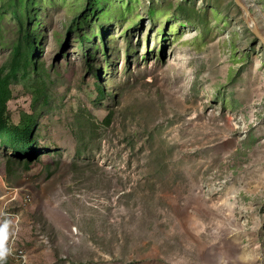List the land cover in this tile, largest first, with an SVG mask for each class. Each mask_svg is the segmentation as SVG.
Segmentation results:
<instances>
[{
  "label": "rangeland",
  "instance_id": "obj_1",
  "mask_svg": "<svg viewBox=\"0 0 264 264\" xmlns=\"http://www.w3.org/2000/svg\"><path fill=\"white\" fill-rule=\"evenodd\" d=\"M89 1L27 19L0 0L7 118L36 140L28 159L0 139V197L32 200L0 221L3 264H264V48L230 0H107L97 18Z\"/></svg>",
  "mask_w": 264,
  "mask_h": 264
},
{
  "label": "trees",
  "instance_id": "obj_2",
  "mask_svg": "<svg viewBox=\"0 0 264 264\" xmlns=\"http://www.w3.org/2000/svg\"><path fill=\"white\" fill-rule=\"evenodd\" d=\"M18 0H10V4L12 7L19 10L21 17L27 19H33L30 14V10L34 8L35 0H19V5L15 7V3ZM89 1V0H88ZM98 6L95 9V6ZM89 5L87 7V17H99L97 10L103 7L104 3L107 0H90ZM100 5V6H99ZM34 11V10H33ZM25 12V13H22ZM28 46L30 47V51L36 52L38 51L37 41L33 36H29ZM22 56L21 48H17L15 51V56ZM32 54V53H31ZM28 54V55H31ZM25 55L24 60L26 66L33 65L35 60L33 56L31 61H29V56ZM27 57V58H26ZM17 57H14L16 60ZM14 71V68L11 69ZM13 74H7L2 76L0 74V139L7 143V145L13 150V152L19 157H25L32 159L34 157V149L36 147L35 140V125L28 124L25 126H14L10 124L9 119L7 118L8 113V104L11 100V90H10V81L13 79ZM11 264H16L14 261H9Z\"/></svg>",
  "mask_w": 264,
  "mask_h": 264
},
{
  "label": "water",
  "instance_id": "obj_3",
  "mask_svg": "<svg viewBox=\"0 0 264 264\" xmlns=\"http://www.w3.org/2000/svg\"><path fill=\"white\" fill-rule=\"evenodd\" d=\"M230 1L252 43L260 44L264 48V22L255 3L252 0Z\"/></svg>",
  "mask_w": 264,
  "mask_h": 264
},
{
  "label": "built area",
  "instance_id": "obj_4",
  "mask_svg": "<svg viewBox=\"0 0 264 264\" xmlns=\"http://www.w3.org/2000/svg\"><path fill=\"white\" fill-rule=\"evenodd\" d=\"M3 188L5 194L4 196L0 197V221H11L12 219H15V216L17 214L9 211L10 205L13 203L14 206H16L15 204H17L20 207H26L29 205V203L32 202V200L29 195H24L23 197L18 199L17 190H12L10 187L7 186H3ZM11 255L14 256L13 253H11ZM16 257L17 259L22 260L23 253L19 252ZM17 259H13V261L16 263H20Z\"/></svg>",
  "mask_w": 264,
  "mask_h": 264
},
{
  "label": "clouds",
  "instance_id": "obj_5",
  "mask_svg": "<svg viewBox=\"0 0 264 264\" xmlns=\"http://www.w3.org/2000/svg\"><path fill=\"white\" fill-rule=\"evenodd\" d=\"M8 228L9 223L5 222L0 225V264L6 260L8 253V249L6 247V242L8 240Z\"/></svg>",
  "mask_w": 264,
  "mask_h": 264
}]
</instances>
